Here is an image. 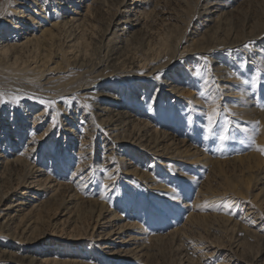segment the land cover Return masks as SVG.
<instances>
[{"label":"rangeland","instance_id":"374dc122","mask_svg":"<svg viewBox=\"0 0 264 264\" xmlns=\"http://www.w3.org/2000/svg\"><path fill=\"white\" fill-rule=\"evenodd\" d=\"M44 1L27 3L30 9L22 16L30 14L34 22L25 30L15 28L17 20L21 23L24 17L0 26V46L3 41L16 45L27 35L38 36L41 30L62 19L56 18L53 1ZM76 1L78 4L70 5L72 10L63 15L65 19H88L76 30L81 38L77 48L83 50L85 61L77 59V63L72 61L64 68L69 75L60 80L64 84L52 81L50 87V83L39 79L38 72L33 71L39 61L33 45L19 52V63L29 65V69L21 68V72L0 66V75H4L0 86L5 84L0 92H4V100L0 98L3 157L20 155L28 161L29 173L42 169L54 189L60 186L56 192L49 188L32 199L37 204L55 194L40 216L14 217L4 223L2 229L12 234L10 240L16 245L0 244V264H27L23 262L24 255L66 257L82 264H264V152L260 150L264 148V0H135L136 10L145 7L137 13L143 15V28L129 30L125 35H129L128 40H124L125 36L117 38L113 45L106 43L105 32L124 0ZM75 9L80 15L72 14ZM66 45L62 40L60 47L71 56ZM51 59L49 63L62 62L61 55ZM148 70L152 72L146 78L143 75ZM192 71L197 73V79L191 76ZM235 77L240 84H228L240 91L238 95L243 91V95L223 94V80ZM26 81L30 82L23 85ZM11 85L13 94L7 95ZM90 86L99 95L97 106L124 114L110 126L114 135L105 133L108 127L94 115V108L86 105V100L74 96L72 102L65 101L67 93L73 96L78 89ZM172 86L179 92L171 91ZM32 90L44 99L24 96V91L33 93ZM17 96L19 103L13 99ZM46 102L51 103L47 106ZM213 109L218 112L209 133L208 115ZM165 145L178 147L179 157L166 158L162 151ZM118 148L123 149L126 164L117 158ZM160 161L165 162L160 165ZM126 166L137 172L125 175ZM180 173L188 175L192 184L176 180ZM26 174L28 170L23 167L6 170V178L0 183V200L19 189ZM155 179L167 189L174 188L171 199L163 201L151 190L148 184ZM229 204L230 208L225 207ZM100 205L107 209L101 217H113L115 227L135 224L125 232V240L134 234L140 236L138 251L113 257L100 251L95 240L80 244L49 239L45 243L49 235L77 239L95 231L99 227ZM130 245L126 248L130 249ZM4 249L11 251V259L4 257Z\"/></svg>","mask_w":264,"mask_h":264},{"label":"bare ground","instance_id":"6f19581e","mask_svg":"<svg viewBox=\"0 0 264 264\" xmlns=\"http://www.w3.org/2000/svg\"><path fill=\"white\" fill-rule=\"evenodd\" d=\"M29 1H32V2H35V0H4L3 3H1L0 5V12L2 13V15L0 16V26L2 25H5V24H8V23H12L15 21L14 18H23L24 21L23 22H16V25L15 26V23L14 26L16 29H18L19 31L21 30H25L27 26H29V23H32L34 22V18L30 15V14H27V15H23L22 14L24 12H26V9L29 10L30 9V5L27 4ZM45 1H49V0H45ZM44 1V2H45ZM53 1V4L54 6L56 7V10H55V13H56V18L59 17L62 19H59L57 20L56 22H53L51 24V27H49V29H44V30H41L40 31V34L38 36H32V37H28L29 35L26 36L25 38V41H21L19 42L18 44L16 45H13L15 42H13V44H11L10 42L6 43V42H2L1 43V46H0V66L4 65L7 69H10V70H13V71H21L20 69L21 68H26L29 69V65H26V66H22L20 63H19V60H20V56H19V52L24 49L25 47H29L30 45H33L32 47L34 48V51H35V58H39V61H36L34 67H33V71L35 70L36 72H38V76L40 77L39 79L47 82V83H50V87H53V83H51L52 81H59L62 80L63 78L66 79L67 76H69L67 74L68 71H66L64 68L67 67L70 63V65H72V61L77 63V59L79 61H85V57L83 56L84 52L82 49H78L77 47H79L80 43H81V38H79L76 34V30L79 26H81L84 22H86L88 19L83 16V17H79V16H72L71 18H68V19H65L67 17H65L63 14H65L67 11L66 10H72L70 8V5H73V4H78V1L76 0H51ZM97 1V0H95ZM143 1L145 0H141V2L143 3ZM37 2V1H36ZM140 2V1H139ZM146 2V1H145ZM144 2V3H145ZM220 1H218L219 3ZM224 2V0H223ZM135 3L136 1L135 0H124L122 2V5L120 7V10L119 12L113 17L112 21L110 22L106 32H105V41L107 44H112L114 42V39H119V38H122L126 35V33L131 30V29H135V31H138L139 29L143 28V25H142V21H141V17L143 16H140L138 15L137 13H140V12H143L144 8L143 9H140L139 11L136 10V7H135ZM212 3V1H211ZM217 3V4H218ZM225 3V2H224ZM223 3V4H224ZM79 4H81V2H79ZM221 4V3H220ZM227 4V3H226ZM208 6V4H207ZM210 6V5H209ZM212 6V5H211ZM210 6V7H211ZM89 6H87V11L88 12V8ZM208 8V7H207ZM23 9V11L21 10ZM25 9V10H24ZM77 9V8H76ZM74 10L72 14H75V15H78L80 12H78V10ZM209 9V8H208ZM220 9V8H219ZM136 10V11H135ZM34 11V10H33ZM209 10H205V12H208ZM225 11V10H224ZM62 12V13H61ZM90 12V11H89ZM132 12H136L135 15H133ZM148 12V11H147ZM203 12V11H202ZM212 13V12H210ZM223 13V12H222ZM61 14V15H60ZM145 15V13H142ZM80 15V14H79ZM87 15V14H86ZM219 15V14H218ZM222 15V14H221ZM70 17V16H69ZM58 19V18H57ZM209 19V18H208ZM145 20V19H144ZM33 24V23H32ZM84 25V24H83ZM142 25V26H141ZM23 27V28H22ZM22 28V29H21ZM38 29V28H37ZM5 31V30H4ZM134 32V31H133ZM1 34V33H0ZM135 34V33H134ZM133 35V34H132ZM132 35H130L131 37H133ZM263 36V34H261ZM262 36H260L262 38ZM126 38H124V40H128L129 38V35L128 37L125 36ZM130 37V38H131ZM259 36H257L258 38ZM256 39V38H255ZM260 39V38H259ZM62 40H64L66 43H67V47L68 49H70L71 53H73L71 56L67 53L69 52L68 50H66L64 47H60V43H62ZM121 40V39H119ZM128 42V41H127ZM135 42H137L135 40ZM235 42V41H234ZM242 42V41H241ZM116 43V42H115ZM238 43V42H237ZM126 44V42H125ZM187 44V43H186ZM242 44V43H240ZM113 45V44H112ZM116 45V44H115ZM238 45V44H237ZM125 46V45H124ZM138 47V46H137ZM237 47V46H236ZM253 47V46H252ZM255 47V46H254ZM254 49V48H253ZM130 50V48H129ZM257 50V49H256ZM75 51H77L75 53ZM178 51V50H177ZM116 52V51H115ZM143 52V51H142ZM148 52V50H147ZM183 52V51H182ZM205 52V51H204ZM54 53V54H53ZM123 53V52H122ZM128 53V52H127ZM146 53V52H145ZM154 53V52H151V54ZM165 53V52H164ZM168 53V52H167ZM166 53V54H167ZM200 53V52H199ZM22 54V53H21ZM118 54V53H117ZM160 56L161 54L163 53H159ZM61 55V58H62V62H58V63H55L54 64V61H52L51 63H49L53 58V57H57V56H60ZM73 55L76 56V59L73 58ZM187 55V54H186ZM19 56V57H18ZM155 56V55H154ZM163 56V55H162ZM177 55H175L174 57L176 58ZM183 56V55H182ZM116 57V56H115ZM126 57V56H125ZM128 57V55H127ZM159 57V55L157 56ZM156 57V58H157ZM160 58V57H159ZM174 58V59H175ZM168 59V58H166ZM170 59V58H169ZM168 59V60H169ZM173 59V58H171ZM36 60V59H35ZM76 60V61H75ZM137 60V59H136ZM143 60V59H142ZM155 60V59H154ZM157 60V59H156ZM161 60V59H160ZM163 60V58H162ZM13 61V62H12ZM153 61V60H152ZM175 61V60H174ZM141 62V61H140ZM145 62V61H144ZM150 62V61H149ZM171 62V60H170ZM183 62V61H182ZM27 63V62H26ZM33 63V62H32ZM83 63V62H81ZM135 63V62H134ZM151 63V62H150ZM34 64V63H33ZM74 64V63H73ZM101 64V63H100ZM32 65V64H31ZM69 65V66H70ZM85 65V64H84ZM132 65V64H131ZM149 65V64H147ZM155 65V64H154ZM168 65V64H167ZM170 65V64H169ZM74 66V65H73ZM72 66V67H73ZM80 66H82V64H80ZM134 66V65H133ZM132 66V67H133ZM138 66V65H137ZM144 66V65H143ZM146 66V64H145ZM144 66V67H145ZM153 66V65H151ZM156 66V65H155ZM160 66V65H159ZM162 66V65H161ZM219 65H217L218 67ZM84 67V66H83ZM140 67V66H138ZM142 67V65H141ZM166 67V65H165ZM178 67V66H177ZM31 68V67H30ZM71 68V67H70ZM82 68V67H81ZM143 68V67H142ZM150 68V67H149ZM155 68V67H154ZM171 68V67H170ZM216 68V67H215ZM4 69V68H2ZM76 69V67H75ZM98 69V68H97ZM140 69V68H139ZM145 69V68H144ZM153 69V68H152ZM69 70V68H68ZM71 70V69H70ZM79 70V69H78ZM122 70V69H121ZM133 70V69H132ZM136 70V69H135ZM160 70V69H159ZM73 71V70H72ZM126 71V70H125ZM128 71V69H127ZM131 71V70H130ZM174 71V70H172ZM3 72V70H2ZM22 72V71H21ZM31 73V71H29ZM71 72V71H70ZM135 72V71H134ZM133 72V73H134ZM141 72V70L139 71ZM152 71H147L145 73V76L146 78L150 75ZM193 72V71H192ZM223 72H227L226 69L223 70ZM5 73V71L3 72ZM72 73V72H71ZM78 73V71H77ZM138 73V71H137ZM142 73V72H141ZM163 73V72H162ZM6 74V73H5ZM11 74V73H10ZM9 74V76H10ZM15 74V73H14ZM13 74V76H14ZM19 74V73H18ZM29 73H27L28 75ZM74 74V72H73ZM127 74V72H126ZM161 74V73H159ZM173 74V73H171ZM3 75V74H2ZM2 75H0V78L2 77ZM20 75V74H19ZM26 75V74H25ZM32 75V74H31ZM72 75V74H71ZM140 75V74H138ZM4 76V75H3ZM6 76V75H5ZM13 76H10V77H13ZM18 76V75H17ZM99 76V74H98ZM105 76V75H104ZM133 76V75H132ZM191 76H193L194 78H198L197 76V73L193 72L191 73ZM8 77V76H7ZM28 77V76H27ZM35 77V76H33ZM77 76H75L76 78ZM121 76H119L120 78ZM224 77V76H223ZM15 78V77H14ZM17 78V77H16ZM23 78V77H21ZM32 78V77H31ZM71 78V76H70ZM106 78V77H105ZM5 79V78H3ZM12 79V78H10ZM26 79V78H25ZM29 79V78H27ZM26 79V80H27ZM158 79V78H157ZM172 79V78H171ZM195 79V80H196ZM225 79V78H224ZM6 80V79H5ZM3 80V81H5ZM76 80V79H75ZM97 80V79H96ZM167 80V79H166ZM188 80V79H187ZM21 81V79L19 80ZM18 81V82H19ZM64 81V80H63ZM124 81V80H123ZM163 81V80H162ZM168 81V80H167ZM232 81H234L236 84L239 83V80L237 77L233 79H229L227 81L226 80H223V82L225 84L222 85L221 87V90H222V93L223 94H232V95H238V93L240 91H234L233 88L235 87H230V85L228 83H231ZM1 82V81H0ZM27 82H30V81H26V83H24L23 85H28ZM62 82V81H61ZM60 82V83H61ZM159 82V81H158ZM165 82V81H164ZM169 82V81H168ZM5 83V82H4ZM17 83V81H16ZM35 83V82H34ZM37 83V82H36ZM41 83V82H40ZM64 84V82H62ZM71 83V82H70ZM72 84V83H71ZM118 84V83H117ZM167 84V83H166ZM169 84V83H168ZM167 84V85H168ZM235 84V85H236ZM240 84V83H239ZM3 85V84H2ZM5 85V84H4ZM3 85V86H4ZM14 85V84H13ZM31 85V84H30ZM29 85V86H30ZM37 86V84H35ZM40 84H38L39 86ZM66 85V84H65ZM86 85V84H85ZM136 85V84H135ZM161 85V84H160ZM3 86H0V92L1 91H4V87ZM28 86V88H29ZM33 86V85H32ZM35 86V87H36ZM87 86V85H86ZM109 86V85H108ZM120 86V85H119ZM125 86V85H124ZM144 86V85H143ZM232 86V85H231ZM237 86V85H236ZM20 87V86H19ZM19 87L17 88V90L19 89ZM22 87V85H21ZM20 87V88H21ZM24 87V86H23ZM49 87V86H48ZM74 87V86H73ZM103 87V86H102ZM106 87V86H105ZM115 87V86H113ZM170 87V85H169ZM31 88V87H30ZM34 88V86H33ZM32 88V89H33ZM59 88H62L63 90V87H59ZM70 88V87H69ZM118 88V87H117ZM3 89V90H2ZM9 91L8 94H10L13 89L12 85L11 87L7 88ZM25 89V87L23 88ZM26 89H27V86H26ZM37 90V88H35ZM74 89V88H73ZM237 89V88H236ZM6 90V89H5ZM28 90V89H27ZM54 90V89H53ZM104 90V89H103ZM178 91L175 90V87L172 86V90L171 91ZM33 91V90H32ZM39 91V90H38ZM59 91V90H58ZM67 91V90H66ZM65 91V93H66ZM71 91V90H70ZM234 91V93H233ZM15 93V91H13ZM16 92H20V91H16ZM35 92V93H34ZM43 92V91H42ZM48 92V91H47ZM52 92V90H51ZM61 92V90H60ZM179 92V91H178ZM177 92V93H178ZM4 93V92H3ZM24 96L25 97H34L35 99H44L43 97H39V93H37L35 90L33 91V93H30V92H27V91H24ZM63 93V92H62ZM61 93V94H62ZM104 93V92H103ZM171 93V92H170ZM13 94V93H11ZM43 94V93H42ZM46 94V93H45ZM64 94V93H63ZM62 94V95H63ZM181 94V93H180ZM6 95V94H5ZM18 95V94H17ZM22 95V94H21ZM20 95V96H21ZM54 95V94H53ZM66 95V94H65ZM104 95V94H103ZM242 95H243V91H242ZM241 94L238 95V97L242 96ZM4 96V95H3ZM11 96V95H9ZM40 96H43L40 94ZM58 96V95H57ZM67 98H65V101H70L72 102V99H74V96H78V97H81L83 98L84 100H86V105L88 104L90 107L94 108L93 111H94V115L97 117V118H100L103 122V124L106 126L107 130L104 129V126L102 125L103 129L106 131L105 133L106 134H113L111 132V127L112 126V123H113V120L115 119H122L121 117L124 116L123 113H121V110H117V111H120L118 113H115V111H113L112 108L108 107V106H102V105H99L98 106L96 105L97 103V100H98V94H95V92L93 91V87L90 86V87H82L80 89H78L77 91L74 92L73 96L72 94L68 95L67 93ZM224 96V95H223ZM6 97V96H5ZM22 97V96H21ZM56 97V96H55ZM116 97V96H115ZM7 98V97H6ZM12 98V97H11ZM24 98V97H23ZM54 98V97H53ZM60 98V97H59ZM3 99V97H2ZM34 99V100H35ZM52 99V98H51ZM62 99V98H61ZM122 99V98H121ZM193 99V98H192ZM240 99V98H239ZM4 100V99H3ZM6 100V99H5ZM24 100V99H23ZM33 100V99H32ZM120 100V99H119ZM132 100V99H131ZM222 100V98H221ZM8 101V99H7ZM60 101V100H59ZM137 101V99H136ZM20 102V101H19ZM18 102V103H19ZM27 102V101H26ZM110 102V101H109ZM128 102V101H127ZM51 103V102H50ZM50 103H47V106L50 105ZM55 103V102H54ZM115 103V102H114ZM159 103V102H158ZM3 104V103H2ZM1 104V105H2ZM83 104V103H82ZM108 104V103H107ZM111 104V103H110ZM52 105V104H51ZM104 105V104H103ZM125 106V105H124ZM152 106V105H151ZM13 107L15 108V106L13 105ZM51 107V106H50ZM28 108V107H27ZM61 108V107H60ZM162 108V107H161ZM244 109V108H242ZM47 110V109H45ZM263 111V110H262ZM130 114V113H129ZM38 115V114H37ZM128 115V114H127ZM243 115V114H242ZM40 116V115H39ZM243 118V117H242ZM131 120V119H130ZM11 121V120H10ZM94 122V121H93ZM64 123V122H63ZM35 125V124H34ZM122 125V124H121ZM117 126V129H118V125ZM114 128V127H113ZM121 128V127H120ZM62 130V129H61ZM109 130V132H108ZM114 130V129H113ZM114 132V131H113ZM119 132V131H118ZM123 132V131H122ZM116 133V132H115ZM117 134V133H116ZM114 135V134H113ZM119 135V134H118ZM114 137V136H113ZM123 137V136H122ZM34 138V137H33ZM129 140V139H128ZM108 141V140H107ZM92 142V141H91ZM150 142V141H149ZM30 144V143H29ZM164 145V144H163ZM82 146V145H81ZM85 146V145H84ZM118 147V146H117ZM124 147V146H123ZM169 145H165L164 146V149L163 153L166 152V158H171L172 156H176L178 153H179V150H177L178 147H173V148H170ZM92 149V148H91ZM144 149V148H143ZM30 150H32V148H30ZM123 149H120L118 148V152H117V158H119L120 162H126V158L123 156V152L121 151ZM34 151V150H32ZM158 151V150H157ZM169 151V152H168ZM3 151L0 150V183L3 181L4 177V173L6 172V170L8 171V169L10 170H14L16 169L17 167H23L25 168V170H28V174H26V177H25V180L22 182L21 181V187H19V189L17 191H14V192H8L6 193L3 198L0 200V244H2L3 246L5 247H9L10 245H16V242L10 240L11 239V235L10 233H7L6 230L2 229L4 227V223H6L9 219H12L14 217H23L24 216L26 217H30V219H33L35 218V216H40V214L42 213V209L46 206V204L54 197V193L53 194H50L48 196L47 199L45 200H42L40 201L39 203L37 202L36 203H33L32 202V199L34 198H37V195L38 194H41L40 192H45L46 189H49L51 188V191L52 192H56L58 189H60L59 187L56 189H54V186L51 184V181L50 178H45L48 174L47 172L45 171V173L43 172L42 169H34L33 172L29 173V169H31L29 166V164L27 163L28 161H24V159L20 156V155H14L12 158L9 157L8 158H4L3 156ZM84 152V151H83ZM104 152V151H103ZM159 152V151H158ZM82 153V152H81ZM39 154V153H38ZM87 154V153H86ZM83 155V154H81ZM97 155V154H96ZM103 155V154H102ZM79 156V155H78ZM179 157V154L177 155ZM253 157H250V158H258L256 155H251ZM109 157V156H108ZM165 157V155H164ZM203 157V156H202ZM82 158V157H81ZM116 158V159H117ZM84 159V158H83ZM176 159V158H175ZM198 159H200L198 157ZM173 160V158H172ZM202 161V159L200 160V162ZM165 161H160L159 164H164ZM176 162V161H175ZM186 162V161H185ZM123 163V164H124ZM190 163V162H189ZM188 163V164H189ZM122 164V165H123ZM126 164V163H125ZM167 165V164H166ZM43 167V166H42ZM78 167V166H77ZM85 167V166H84ZM37 168V167H36ZM80 168V167H79ZM133 168V167H132ZM137 168V167H136ZM125 170V175H129L131 173H136L137 172V169L135 170H130L129 167H124ZM139 171V170H138ZM141 172V171H139ZM143 172V171H142ZM146 173V172H145ZM170 173V172H169ZM168 173V174H169ZM32 174V175H31ZM50 174V173H49ZM107 174V173H106ZM110 174V173H109ZM108 174V175H109ZM140 176L142 175V177L144 176H147L148 177V174H144V173H139ZM122 175V174H121ZM97 176V175H96ZM150 176V175H149ZM49 177V176H48ZM6 178V177H5ZM141 178V177H140ZM22 179V178H20ZM149 179V178H148ZM83 180V179H82ZM176 180L180 181L181 183H183L184 185H190L192 184V181L191 179L189 178L188 175H185L184 173H180V174H177L176 176ZM55 182V181H54ZM109 183V182H108ZM107 183V184H108ZM147 183V182H146ZM150 183V182H149ZM178 183V182H177ZM180 184V183H179ZM2 185V184H1ZM57 185V183H56ZM59 185H61L59 183ZM150 187H151V190L153 189V191H155L157 193V195H160L159 197L163 200V201H168L169 199H171V197L174 196V188L172 189L171 187L170 188H166L164 185H162L161 181L159 180H152V182L150 184H148ZM169 185V184H168ZM147 186V185H146ZM165 187V188H164ZM190 187V186H189ZM18 188V186H17ZM177 189V187H176ZM175 189V191H176ZM189 189V188H188ZM56 190V191H55ZM192 190V189H191ZM109 191V190H108ZM165 191L167 192L165 194ZM183 191V190H182ZM198 191V190H197ZM187 192V191H186ZM155 193V194H156ZM47 193H45L46 195ZM153 194V195H155ZM178 194V193H177ZM181 194V193H179ZM156 196V195H155ZM154 196V197H155ZM46 197V196H44ZM182 198V197H181ZM40 199V197H39ZM149 199V198H148ZM176 200V199H175ZM181 200V199H180ZM179 200V201H180ZM37 201V200H36ZM35 201V202H36ZM145 202V201H144ZM100 203V202H99ZM143 203V202H142ZM152 203V202H151ZM184 203V202H183ZM164 204V203H163ZM170 204V203H169ZM185 204V203H184ZM137 205V203H136ZM153 205V204H152ZM159 205V204H158ZM174 205V203H173ZM101 208V212H99V215H98V220H99V227H97V229H95V231L91 232L90 234H88L87 236H81L80 238H73V237H62V238H65V239H62V238H57L56 236L54 235H49L46 242L45 243H49L50 240L49 239H53L54 241L57 240L59 242H75V243H78L80 242V244H83L85 241H88V240H95V243H96V247L99 248L100 251H104L107 255L109 256H113L114 255H119L123 252H125L124 254H126L127 251H138L139 250V241L141 240V237L138 236L137 234H134L132 235L129 239L125 240V232H127L129 229H132L133 224L131 225H120L118 224L119 226L118 227H115V225L112 223V219L113 217H111L112 219H108L105 215L103 217H101L106 209V205L105 207L103 205H100ZM157 206V205H156ZM176 206V205H175ZM137 207V206H136ZM158 207V206H157ZM156 210V209H155ZM169 210V209H168ZM107 211V209H106ZM105 211V212H106ZM153 211V210H152ZM110 212V211H109ZM15 213V214H13ZM110 214V213H109ZM114 214V213H112ZM111 215V214H110ZM167 215V214H166ZM165 215V216H166ZM108 216V215H107ZM113 216V215H111ZM170 216V215H169ZM118 217V216H117ZM115 220H116V218ZM168 218V217H166ZM22 219V218H21ZM26 219V218H25ZM118 219V218H117ZM121 219V218H120ZM170 219V218H169ZM20 220V218H19ZM114 220V219H113ZM21 221V220H20ZM28 221V220H27ZM118 221V220H117ZM120 221V220H119ZM23 222V221H21ZM30 222V221H29ZM34 222V221H33ZM124 222V221H123ZM26 223V221L24 222V224ZM31 223V222H30ZM131 223V222H130ZM135 223V222H134ZM137 223V222H136ZM20 224V223H19ZM127 224V223H126ZM140 224V223H139ZM7 225V224H6ZM32 224H30L31 226ZM141 225V224H140ZM139 225V226H140ZM29 226V225H28ZM29 226V227H30ZM170 226V225H169ZM131 227V228H130ZM7 228V227H6ZM139 229V228H138ZM143 229V228H141ZM139 229V230H141ZM135 230V229H134ZM6 231V232H5ZM98 231V232H96ZM175 231V230H174ZM73 234V232L71 233ZM129 234V233H128ZM139 235H141L143 237V234L140 233ZM144 238V237H143ZM147 239V238H146ZM149 240V239H148ZM145 242V241H144ZM58 243V242H57ZM19 244V243H18ZM22 244V243H21ZM20 244V245H21ZM128 244H131V248L128 249L126 248ZM58 247H60V245L56 244ZM64 245V244H63ZM87 245V244H86ZM95 245V244H94ZM93 245V246H94ZM147 245V244H146ZM68 246V245H67ZM70 246V245H69ZM74 246V245H73ZM149 246V245H148ZM4 247V248H5ZM129 247V246H128ZM61 248H65L64 246H62ZM84 247H82L83 249ZM92 248V247H91ZM126 248V249H124ZM145 248V247H144ZM88 249V248H87ZM90 250V249H89ZM2 254L4 255V257H7L6 255H8V259L12 257V254L10 252H8V249H4V250H1ZM97 252V251H96ZM143 252V251H142ZM90 253V252H88ZM130 253V252H128ZM140 253V252H139ZM145 254L146 251L144 252ZM28 254V253H27ZM86 254V252H85ZM96 254V253H95ZM77 255V254H76ZM131 255V253H130ZM144 255V254H143ZM141 254V256H143ZM86 256V255H85ZM121 256V255H120ZM133 256V255H132ZM140 256V257H141ZM81 257V256H80ZM127 257V256H126ZM101 258V257H100ZM76 259V258H75ZM78 259V258H77ZM84 259V258H83ZM90 259V258H89ZM108 259V258H107ZM115 259V258H114ZM138 259V257H137ZM23 262H26L27 264H82L78 261H75L74 259H70V258H57V257H45V258H38L37 256H30V255H24L23 256ZM140 260V259H139ZM82 261V260H81ZM92 261V260H91ZM90 261V262H91ZM145 261V260H144ZM249 261V260H247ZM84 263V261H82ZM86 262V261H85ZM93 262V261H92ZM91 262V263H92ZM104 262V261H103ZM122 262V261H121ZM97 263V262H96ZM94 262V264H96ZM100 263V262H99ZM141 263V262H140ZM144 263V262H143ZM247 263V262H246ZM252 263V262H251ZM2 264V263H1ZM90 264V263H89ZM114 264V263H113Z\"/></svg>","mask_w":264,"mask_h":264},{"label":"snow or ice","instance_id":"6c2138e0","mask_svg":"<svg viewBox=\"0 0 264 264\" xmlns=\"http://www.w3.org/2000/svg\"><path fill=\"white\" fill-rule=\"evenodd\" d=\"M247 47V46H246ZM157 78H159V77H157ZM201 95H203V93H201ZM3 97V93H0V98H2ZM13 99L18 103L19 102V100H20V97H13ZM41 103H45V101H43V100H41ZM50 103V102H49ZM217 112H218V109H213V111H212V113L211 114H209L208 115V120H209V124H208V131H209V133H211V131H212V124H213V117L217 114ZM222 140L223 139H227V137L226 136H221L220 137ZM262 152H264V148H262V149H260ZM105 187H107V185H105ZM225 207H227V208H230L231 207V205L229 204V205H225Z\"/></svg>","mask_w":264,"mask_h":264}]
</instances>
